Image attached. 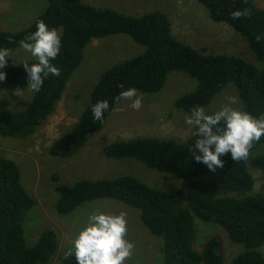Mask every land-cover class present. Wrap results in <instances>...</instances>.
Returning <instances> with one entry per match:
<instances>
[{"label":"trees","instance_id":"1","mask_svg":"<svg viewBox=\"0 0 264 264\" xmlns=\"http://www.w3.org/2000/svg\"><path fill=\"white\" fill-rule=\"evenodd\" d=\"M46 1L47 8L28 27L17 32L0 31V49L22 48L21 41L36 31L37 21H44L61 35V52L52 61L60 68V75H50L26 108L0 112L1 137L19 139L35 134L54 114L89 44L122 34L144 46L145 52L101 74L78 121L52 143L48 150L51 157L66 160L76 155L114 112L109 110L102 121L95 120L91 106L97 101L108 100L110 109H116L121 91L136 88L140 94L157 93L174 72L185 73L196 81L195 90L175 102L187 113L196 106L207 107L232 85L239 100L237 108L257 117L264 115V7L257 0L195 1L206 8L213 21L228 25L244 37L259 65L234 55L201 53L177 38L171 21L160 11L131 16L100 8L89 0ZM236 12L241 15L234 18ZM128 47L133 48L131 44L124 48ZM35 62L36 59L24 63ZM3 71L7 76L0 82V89L28 87L23 63H8ZM193 133L194 129L183 140L158 136L118 140L103 151L109 159H133L149 169L175 176L183 183L182 191L171 194L133 176L79 179L68 184L60 182L59 174H53L55 211L68 215L99 199L116 200L138 210L142 224L162 239V244L157 243L158 256L154 260L158 264H264V188L259 186L256 190L257 179L253 175L260 172V179L264 178V136L253 142L246 159L235 161L228 154L221 157L223 167L210 170L192 156L191 146L196 139ZM32 195L36 198L33 192ZM32 195L22 184L17 164L0 159V264H50L58 253V232L51 227L40 233L35 245H28L24 223L27 213L37 205ZM195 216L216 223L228 243L211 237L197 249ZM232 245L242 247V251L230 253ZM68 264H75V259Z\"/></svg>","mask_w":264,"mask_h":264},{"label":"rangeland","instance_id":"2","mask_svg":"<svg viewBox=\"0 0 264 264\" xmlns=\"http://www.w3.org/2000/svg\"><path fill=\"white\" fill-rule=\"evenodd\" d=\"M257 1L264 7V0ZM89 3L131 16L160 11L171 21L177 38L186 41L187 45L201 53L234 55L245 61L260 64L254 58L244 37L228 25L213 21L206 8L195 0H89ZM47 5L46 0H0V31L23 30L44 12ZM126 44H131L133 48L125 49ZM145 50L144 46L135 43L128 35L96 39L86 48L82 63L73 72L64 93L65 97L63 96L64 100L57 105L55 110L57 112L43 122L37 133L19 139L0 136V159H11L17 164L23 186L30 195L33 192L36 196L35 198L32 195L37 200V205L27 213L24 223L28 245H35L44 229L51 227L58 232L59 249L50 264H68L74 259V257L65 259L64 253L75 234L86 222L87 216L94 211L113 215L126 213L125 239L134 247L132 255L124 264H158L154 260L158 256L157 243L160 241L162 244V239L153 236L142 224L138 210L116 200L99 199L83 204L68 215H59L55 211V194L52 193L55 185L52 175L59 174L60 182L68 184L79 179L112 180L122 176H133L151 187L169 190L171 194L182 191L183 183H179L175 176L149 169L133 159H109L105 157L103 151L115 141L136 137L158 136L179 140L188 138L193 128L188 126L185 120L191 113L177 108L175 102L183 94L194 91L196 81L185 73H172L161 91L142 94L143 105L139 111L129 107L130 101L121 100L116 110L76 155L66 160L48 156L52 143L66 133L84 111L101 74L124 60L144 53ZM9 52L8 63L11 65L36 59L23 47ZM10 87L12 88L0 89V112L22 110L33 97V91L30 93L28 88ZM229 97H236L232 85H228L214 97L204 108L206 113L219 111L222 106L229 103ZM238 103L232 107L237 108ZM59 160L62 162L59 163ZM253 175L257 179L256 190L259 191V186L264 188V178L260 179V172H253ZM180 199L185 203L184 198ZM194 223L197 231L195 246L197 249L211 237H216L222 244L228 243L224 241V232L216 223L204 222L196 216ZM241 248L232 245L229 252H241Z\"/></svg>","mask_w":264,"mask_h":264},{"label":"clouds","instance_id":"3","mask_svg":"<svg viewBox=\"0 0 264 264\" xmlns=\"http://www.w3.org/2000/svg\"><path fill=\"white\" fill-rule=\"evenodd\" d=\"M240 15L241 13L236 12L234 18ZM21 46L36 58L35 63H23L28 78V87L25 88H28L30 93L33 91L34 95V92L41 90L50 75H60V68L52 61L56 60L61 52V35L57 29L50 28L44 21H37L36 31L26 41H21ZM9 57L8 49H0V82L6 79L7 73L3 69L7 67ZM63 96L64 94L57 105L61 100L63 102ZM119 100L130 101L129 107L137 111L143 105V95L138 94L136 88L121 91L116 98V101ZM237 103L236 97H229V103L212 114L206 113L202 106H196L186 117L185 123L194 129L193 135L196 137L194 145L191 146L192 156L196 162L203 163L210 170H214L216 166L223 167L224 160L221 157L228 154L235 161L246 159L253 142L264 136V115L257 117L232 107ZM109 110L116 109H110L108 100H99L91 106L92 116L97 121H102L105 112ZM126 234L125 212L113 215L94 211L87 216L86 222L75 234L64 257H74L75 264H124L132 255L134 247L125 239Z\"/></svg>","mask_w":264,"mask_h":264}]
</instances>
